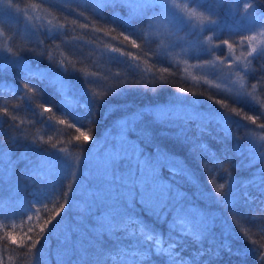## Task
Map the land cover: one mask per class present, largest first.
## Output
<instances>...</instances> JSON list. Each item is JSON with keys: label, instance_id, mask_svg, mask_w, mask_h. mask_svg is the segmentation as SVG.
Listing matches in <instances>:
<instances>
[{"label": "trees", "instance_id": "16d2710c", "mask_svg": "<svg viewBox=\"0 0 264 264\" xmlns=\"http://www.w3.org/2000/svg\"><path fill=\"white\" fill-rule=\"evenodd\" d=\"M15 2L16 8L9 3L0 9V54L8 50L0 56V68L6 67L0 72V264H121V252L146 253L136 257L139 264H169L168 254L157 251L169 246L181 264H264V184L245 182L263 167L257 162L264 154V59L247 58L253 77L247 80L263 96L253 101L214 88L208 78L200 83L194 78L201 76L181 74L162 56L176 48L151 39L148 19L128 17L120 3L97 10L77 0ZM247 2L264 20V0ZM46 23L64 33L54 35L58 41L68 35L84 41L63 43L80 53L71 47L66 57L60 43L45 38L49 53L37 59L26 34ZM155 105H164L165 114L154 112ZM119 119L134 121L126 137L119 136ZM135 129L143 130L140 135L145 129L150 141L134 135ZM80 132L92 139L76 140ZM95 140L103 148L117 143L129 155L135 145L140 157L157 163L156 178L169 186L168 197L146 202L150 185L133 186L140 174L136 164L130 184L116 169L113 176L112 168L97 171L87 162L71 167L74 157L89 156ZM127 160L134 164L131 156ZM15 178L24 180L25 189ZM120 184L132 187L118 200L120 227L97 234V222L107 220L105 203H111L101 200L115 198ZM78 198L86 199L79 204ZM191 213L208 225L199 238L176 223L179 214ZM49 217L54 219L41 233ZM54 229L58 239L51 237Z\"/></svg>", "mask_w": 264, "mask_h": 264}, {"label": "rangeland", "instance_id": "374dc122", "mask_svg": "<svg viewBox=\"0 0 264 264\" xmlns=\"http://www.w3.org/2000/svg\"><path fill=\"white\" fill-rule=\"evenodd\" d=\"M77 1L82 3L83 1L87 3H96L97 0ZM107 1L111 2V4L120 3L123 5L125 14L128 17L134 16L133 18L138 17L145 20L148 19L147 21L149 27H151L150 38L155 39L156 41H158L159 38H162L163 45L168 47L173 45L176 48L173 52H168L167 50L165 53L166 56L163 54L162 56L163 58L165 57L170 64L175 65L180 70L181 74L182 72H187L188 75L196 74L197 77H202L201 79L194 78L197 82H207L206 79L208 78L210 85H213L216 89L221 88L224 92H237L239 94L238 96H252L253 101L257 99L262 100L263 96L259 93H255L256 88L253 86L254 80H247L248 78L253 77H251V74L249 73L251 70L247 72V68L250 69L251 66L247 65L246 62L248 60L247 58L256 57L255 55L253 57L248 56V53L253 47L257 49L264 48V20L258 18L252 9L253 7L248 4L247 0ZM9 3L12 8H16L15 0H0V9L1 7H7V4ZM24 9V6L21 10L18 8L19 14L24 15ZM15 13L17 14L16 10ZM28 25L31 27V23L28 22ZM24 26L25 25H22L23 32H25ZM49 31L53 37L50 36ZM56 33L64 35L61 31L49 29L46 23V27L32 28L30 29V34H26V39L28 40V38H30L28 43L34 46L38 52L37 59H41L49 53V49L45 47V38H51V42L55 41L58 44L60 43V53L66 57L68 56V48L72 47L71 49L78 52L80 51L74 47L76 45L71 46L70 43H74V40H76L79 44L85 43L82 40L73 38L71 35H68L69 37L67 38L69 39L62 36L61 41H58L57 37L54 36L57 35ZM68 41H70L68 45L63 44L68 43ZM224 41H228V44H231L232 47L230 48L228 44L224 43ZM55 44L56 43H54V45ZM86 46H88L87 43ZM1 52L2 51H0V53ZM35 52L36 51L34 50L32 51L34 54ZM104 52L107 53L108 51L104 50ZM260 52L263 53V57L261 58L264 59V50H258L256 55ZM5 53L3 52V54ZM3 54H0V56ZM29 54H31V52ZM200 57H203L201 62H191V59L196 61ZM95 58L98 59L101 58V56L98 55ZM220 60H223V70L219 64ZM220 70L222 72H219ZM248 73L249 77L247 76ZM151 108L154 109V112L156 110L159 115H164L167 111V108L164 107V105L162 107L155 105ZM245 108H249V106L245 105ZM133 122V120L127 121L119 119L115 122V124L120 126V128L126 132L127 129H132ZM122 130L119 134L120 137L123 134ZM141 130L135 129L133 131L135 133L134 135H140V132L143 131ZM145 131L146 130L144 129V132ZM144 132L140 135V138L150 141L149 137L145 138ZM107 134L108 132H106L105 135L107 136ZM112 136L113 135L109 134V138ZM115 142L121 143L117 139ZM102 144H104L103 141L95 140L93 142V149L89 156L86 158L84 156L74 157L77 161L75 165H72L71 167L75 168L78 163L79 167L83 168L81 164L83 162H87V167L90 164H94L97 166L96 170L98 171L104 168H112V162L121 158V156H131L129 154L119 152L121 146L117 143L113 144V147L116 146L115 150L111 146H105L103 148ZM101 150L105 152L101 153ZM64 154L66 156L70 155L67 152H64ZM20 155L22 158L23 154L21 153ZM0 156L5 157L3 151L1 150ZM126 158L127 157L116 162L113 165V169H116L118 173H123L128 176V179H130L126 181H129L130 184L136 168L135 163H131L132 161L130 160L125 161ZM256 160V158L255 160L250 159L248 162L249 164H254ZM151 164H154L158 168L157 163L154 160ZM257 165H261L263 167L260 170H256L255 174H250L249 179L245 180L246 183L254 182L257 179H260L261 173H264V154L261 155V159L257 162ZM81 170L82 169H80V171ZM147 170L148 171L145 170L144 174H142L143 179L151 180L153 173L150 169ZM18 173L20 174V172ZM86 173L87 172H84L81 175ZM27 174L28 173L24 169L23 176L26 177ZM157 175H159V172ZM102 176L106 177L107 173L104 172ZM72 185V183H69V194L74 196L76 194V190L72 189ZM32 188L35 189V187ZM76 217L77 214H74L73 218ZM157 242L158 244H161L160 239L157 240Z\"/></svg>", "mask_w": 264, "mask_h": 264}, {"label": "snow or ice", "instance_id": "6c2138e0", "mask_svg": "<svg viewBox=\"0 0 264 264\" xmlns=\"http://www.w3.org/2000/svg\"><path fill=\"white\" fill-rule=\"evenodd\" d=\"M125 39H128V37H125ZM251 39V38H249ZM133 46H135V41H132ZM225 44H228V41H224ZM228 46L231 48L232 45L228 44ZM258 50H264V48H260L257 49L255 47H253L251 49V51L248 53L249 57H253L254 55H256V53L258 52ZM116 51H118V49H116ZM239 59V58H238ZM6 70V67L4 65V67L0 68V72H3ZM24 87H28V85H24ZM47 111H51V109H46ZM249 119H251L253 121V123L255 122V118L254 117H249ZM61 123H64V121H61ZM123 135L126 137L125 135V131L122 130ZM76 140H83V141H89L92 139L91 136L87 135L84 132H80L79 135H77L75 137ZM116 146L113 148L115 150ZM129 158L128 156H121V158L114 160L112 162V175H113V165L120 161L123 158ZM131 159L134 161V163L136 164L137 168L139 169V173L141 174V169H150L152 171V177H151V181H145V180H141V175H137L135 174L136 180L133 184V186H138L139 188L143 189L145 184H149L150 185V192L146 194V202L149 204H157L159 201L160 197H164L167 198L168 194H169V186L163 182H160L159 180H157V174H158V168L154 165L149 163L148 161H146L145 159H143L142 157H140V153L139 151H137V148L135 145H132V155H131ZM173 171H175V169H173ZM114 176V175H113ZM260 183L264 184V173H261L260 175ZM222 187V185H221ZM131 188L128 187V185L125 184H120L118 187H116V196L115 198H113L110 194L106 195L103 200V202L105 201H111V203H105L106 204V208H107V212L105 214V216H107V220L106 221H98L96 224V227L94 228V231L97 234H101L107 231H114L116 229H118L120 227V220L124 217L121 215L120 211H119V207H118V200L120 197L124 196H130L131 195ZM176 199L179 197V193L175 194ZM190 216V218H189ZM54 219V217H49L47 220H45L43 222V224L40 225V232L43 233L45 228L48 227V225H50L52 223V220ZM176 223L178 225H180V228H187L194 236H196L197 238H199L200 236L204 235L207 231H208V225L205 222L204 218L202 217H197L196 214L191 213L189 215H178ZM11 241L13 244L17 243V239L10 237ZM31 238L29 237V240ZM148 240H151L152 237L148 236L147 237ZM228 243L225 242V246H227ZM29 247H35V245L33 244H29ZM173 246H169L168 248H159L157 249V251L161 252V253H167L168 254V260H169V264H181V258L178 256V254L176 252H174L172 250ZM210 251V250H209ZM67 252V251H66ZM200 254H202V252L197 253V256H199ZM140 256L141 259H143L146 255V253H137V252H121L119 255V259L121 264H139V261L136 259L137 256Z\"/></svg>", "mask_w": 264, "mask_h": 264}, {"label": "bare ground", "instance_id": "6f19581e", "mask_svg": "<svg viewBox=\"0 0 264 264\" xmlns=\"http://www.w3.org/2000/svg\"><path fill=\"white\" fill-rule=\"evenodd\" d=\"M64 1H69V0H64ZM71 1H73V0H71ZM91 5H93L97 10L98 9H103L105 6H107V5H111V2H109V1H107V0H97L96 1V3H94V2H89ZM101 4V5H100ZM249 4V3H248ZM256 57H254V58H257V56H259V57H263V53L262 52H260L259 54H257V55H255ZM226 149V148H225ZM83 199H86V198H78V203L79 204H83L84 202H83Z\"/></svg>", "mask_w": 264, "mask_h": 264}]
</instances>
